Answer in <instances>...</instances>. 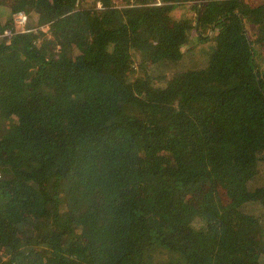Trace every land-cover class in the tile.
Masks as SVG:
<instances>
[{"label":"trees","instance_id":"obj_1","mask_svg":"<svg viewBox=\"0 0 264 264\" xmlns=\"http://www.w3.org/2000/svg\"><path fill=\"white\" fill-rule=\"evenodd\" d=\"M121 1L0 0V264H263L264 0Z\"/></svg>","mask_w":264,"mask_h":264},{"label":"rangeland","instance_id":"obj_2","mask_svg":"<svg viewBox=\"0 0 264 264\" xmlns=\"http://www.w3.org/2000/svg\"><path fill=\"white\" fill-rule=\"evenodd\" d=\"M151 1H154V0H151ZM200 1L203 2L204 0H200ZM189 2L190 1H188L187 3H184V5H179V6L175 7L171 11V13H167L166 15H164V17L166 19H168V20H171V19H174V18H185V19H188V17L192 16V14H191L192 11H190V8H191L190 5H192V4L189 3ZM116 3L118 5H120V6L123 4V2L121 0H116ZM258 3H259V0H247V2L245 1L243 3H237V4L234 3L233 4L234 5V8H232V9L238 10V8L240 7V5H241V8L247 9L249 7V5L250 6L251 5H254L255 6ZM22 12L23 11L18 12V14L16 16L17 19L20 18V17H22L24 14H26L25 12L24 13H22ZM6 13H8L7 9L6 8H3L1 10V14L2 15H6ZM192 13H194V11ZM27 17H28V15H27ZM192 20H193L192 21L193 22L192 24H193V27H194L195 21H194V19H192ZM28 21H29V19L27 18V22ZM190 23H191V20H190ZM196 24H197V21H196ZM16 26H17V28H19L21 30H24L23 27H22V25L19 24V21H18V23H17ZM43 29H44V31H48L49 30V26L48 25H44ZM212 32H213V30L211 28L209 30V32H208V35H206V36L208 37L209 35L212 34ZM194 34H196L195 33V30H193V32H192V35H194ZM191 40H192V38H191ZM197 41H198L197 39H196V42L194 40V46L195 47H194V49L191 52H189L190 54L187 55V58H186V60H184L185 61L184 63L169 65V69L171 71L172 70H174V71L181 70L184 67V64L185 65H190V63H191L194 67H204V66H206L208 64V56L205 55V52L208 51L207 42L206 41H204V42L198 41L197 42ZM191 43H189L188 45H190ZM166 66L167 65H164L161 68H164ZM195 225L196 226H200V222L199 221L195 222ZM263 264H264V262H263Z\"/></svg>","mask_w":264,"mask_h":264},{"label":"built area","instance_id":"obj_3","mask_svg":"<svg viewBox=\"0 0 264 264\" xmlns=\"http://www.w3.org/2000/svg\"><path fill=\"white\" fill-rule=\"evenodd\" d=\"M22 13H24V12H22ZM27 18L28 17H27L26 14H24L22 17L18 18L19 24L22 25V27H23L24 30L26 29V24L28 23L27 22ZM24 30H21V31H24Z\"/></svg>","mask_w":264,"mask_h":264},{"label":"water","instance_id":"obj_4","mask_svg":"<svg viewBox=\"0 0 264 264\" xmlns=\"http://www.w3.org/2000/svg\"><path fill=\"white\" fill-rule=\"evenodd\" d=\"M199 9L201 10L202 9V3H200V7ZM197 27H199V17H198V20H197Z\"/></svg>","mask_w":264,"mask_h":264},{"label":"crops","instance_id":"obj_5","mask_svg":"<svg viewBox=\"0 0 264 264\" xmlns=\"http://www.w3.org/2000/svg\"><path fill=\"white\" fill-rule=\"evenodd\" d=\"M200 3H202V1H200ZM199 7H200V4H199ZM202 7H203V6H202ZM202 9H203V8H202ZM202 9H201V10L199 9V15H198L199 20H200V14H201ZM198 17H197V18H198Z\"/></svg>","mask_w":264,"mask_h":264}]
</instances>
